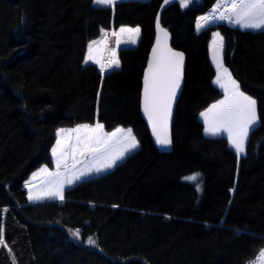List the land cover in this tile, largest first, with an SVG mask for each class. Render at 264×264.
<instances>
[{
  "label": "trees",
  "instance_id": "1",
  "mask_svg": "<svg viewBox=\"0 0 264 264\" xmlns=\"http://www.w3.org/2000/svg\"><path fill=\"white\" fill-rule=\"evenodd\" d=\"M162 3L120 2L113 13L93 0H0V231L8 246L0 264H249L264 249V30L216 23L198 33L197 19L217 0L164 12L161 25L186 70L173 151L162 154L141 117ZM120 26L141 28L137 46L119 50L121 67L100 75L85 66L87 44ZM215 31L224 36L225 65L258 102L259 125L239 161L198 120L221 98L209 54ZM98 93L105 130L132 128L139 150L66 191L63 203L31 204L24 185L42 166L53 168L55 132L94 125Z\"/></svg>",
  "mask_w": 264,
  "mask_h": 264
},
{
  "label": "snow or ice",
  "instance_id": "2",
  "mask_svg": "<svg viewBox=\"0 0 264 264\" xmlns=\"http://www.w3.org/2000/svg\"><path fill=\"white\" fill-rule=\"evenodd\" d=\"M95 5L106 6L113 13L117 0H93ZM167 5L170 0H163ZM192 0H180L182 7L187 8ZM216 23H227L242 30H264V0H217L208 14L201 15L196 21V31L210 27ZM155 44L143 77L142 111L151 127L156 144L161 149L172 147L171 121L173 106L181 91L184 81L185 55L169 46L170 33L162 27L160 17L155 20ZM103 39L92 40L87 44V53L83 59L85 66L91 62L99 68L103 75L112 69H119L121 61L118 49L121 43L136 44L141 35V28L120 26L112 30L116 37V48L108 49L109 32L101 30ZM107 51L106 60L101 56ZM225 40L219 31L212 33L210 51L212 64L215 67L213 83L222 90L224 98L213 103L206 111L200 113L204 121V132L208 136L227 134V141L235 151L237 160L246 156V146L251 131L259 123L258 102L241 90L240 83L224 62ZM102 87V82H101ZM99 93L97 94L95 124H79L73 128H59L55 132V143L51 147V158L55 162L56 171L51 172L43 167L24 185L28 189L27 199L31 203L45 200L65 201V187L73 186L83 179L100 175L117 167L127 155L139 149L140 142L132 128L116 127L113 131H105L99 121ZM46 179L41 184H34L37 176ZM195 180L196 175L185 177ZM199 191V188L197 189ZM234 191V190H233ZM115 207V205H114ZM4 212L8 210L3 209ZM70 235L79 240V229H69ZM88 245L95 246L91 237ZM0 247L7 248L0 231ZM9 253L11 249L8 248ZM258 264H264V250L261 251Z\"/></svg>",
  "mask_w": 264,
  "mask_h": 264
},
{
  "label": "rangeland",
  "instance_id": "3",
  "mask_svg": "<svg viewBox=\"0 0 264 264\" xmlns=\"http://www.w3.org/2000/svg\"><path fill=\"white\" fill-rule=\"evenodd\" d=\"M127 1H143V2H148V1H150V0H117V3H120V2H127ZM193 1H197V0H193ZM96 6H98V5H96ZM100 7H106V6H100ZM119 30V29H118ZM118 30H116V31H118ZM112 31V30H111ZM111 31H107V32H109V36L107 37V40H108V49H114V48H116V37L115 36H112L110 33H111ZM104 37H103V33L101 34V36H100V38L99 39H97V40H101V39H103ZM139 40H140V38H139ZM139 43V41L136 43V44H125V43H121V45H120V48L118 49V52H119V50L120 49H122V48H134V47H136L137 46V44ZM210 44H211V42H210ZM101 56L106 60V58H107V51L105 50V51H102L101 53ZM209 54H210V58H211V51H210V47H209ZM211 62H212V60H211ZM91 63V62H90ZM89 63V64H90ZM92 64V63H91ZM97 66V65H96ZM98 67V66H97ZM213 67H214V65H213ZM99 69V68H98ZM114 70H116V69H112V70H110L109 72H112V71H114ZM214 70H215V67H214ZM106 73H108V72H106ZM215 79V78H214ZM214 81V80H213ZM213 85H214V87L215 88H217L219 91H220V93H221V98L219 99V100H221V99H223L224 98V96H223V92H222V90L221 89H219L214 83H213ZM217 102V101H216ZM216 102H214V103H216ZM207 110V109H206ZM206 110H204V111H206ZM199 121L203 124V126H204V121H203V118L200 116V114H199ZM95 124V123H94ZM258 125H259V123H258ZM258 125L256 126V128L258 127ZM255 128V129H256ZM65 129H70V128H65ZM106 131V130H105ZM108 132H111V131H108ZM252 132L253 131H251L250 132V135L252 134ZM204 135H205V137H207V138H211V139H220V138H223V139H226L227 140V134L226 133H224V134H222V135H220V136H216V137H213V136H208V135H206L205 134V132H204ZM250 135H249V138H250ZM248 141H249V139H248ZM228 142V141H227ZM247 145H248V142H247ZM228 146H229V148L230 149H232L231 148V146L229 145V143H228ZM246 149H247V146H246ZM139 149H137V150H135L134 152H132V153H130L129 155H127L126 157H125V159L126 158H128L129 156H131V155H133V154H135L137 151H138ZM233 151H234V149H232ZM235 152V151H234ZM243 157H245V156H243ZM243 157H241V158H243ZM124 159V160H125ZM123 160V161H124ZM123 161H121V162H119L118 163V165H120ZM52 162H53V168L52 169H50V168H48L47 166H42L41 168H43V167H47L48 169H49V171H51V172H55L56 171V167H55V162H54V160L52 159ZM117 165V166H118ZM40 168V169H41ZM40 169L39 170H37L36 172H34L32 175H31V177L29 178V180H31L32 179V177H33V175L35 174V173H37V172H39L40 171ZM115 169V168H114ZM114 169H112V170H110V171H108V172H105V173H101L100 175H93V176H90V177H87V178H85V179H83L82 181H79V182H77L75 185H73V186H66L65 187V192L67 191V190H70V189H72V188H74L75 186H77V185H79L80 183H82V182H85V181H88V180H91V179H94V178H98V177H101V176H104V175H106V174H109L110 172H112ZM46 179V177L45 176H43V175H40V176H37L36 177V179H35V181H33V183L34 184H41L44 180ZM29 180H27V181H29ZM26 181V182H27ZM26 190H27V193H28V189L27 188H25ZM46 201H58V200H45V201H41V202H46ZM31 203V202H30ZM31 204H35V203H31ZM264 250V249H263ZM261 253V252H260ZM259 256H260V254L257 256V258L254 260V261H252L251 263H249V264H258V262H259Z\"/></svg>",
  "mask_w": 264,
  "mask_h": 264
},
{
  "label": "water",
  "instance_id": "4",
  "mask_svg": "<svg viewBox=\"0 0 264 264\" xmlns=\"http://www.w3.org/2000/svg\"><path fill=\"white\" fill-rule=\"evenodd\" d=\"M179 3H180V0H170V2H169L167 5H165L164 2H163L162 5H161V7H160V9H159L158 15H157V16L160 17V22H161V17H162V15L164 14V12H165L167 9H169L170 7H172L173 5H175V4H179ZM168 32H169V31H168ZM170 37H171V35H170ZM154 44H155V42H154ZM153 46H154V45H153ZM169 46L172 47V38H170V40H169ZM172 48H173V47H172ZM173 49H174V48H173ZM151 50H152V49H151ZM174 50H176V49H174ZM176 51H178V50H176ZM150 57H151V51H150V54H149V58H148V60L150 59ZM147 63H148V61H147ZM146 69H147V65H146V68H145V70H144V73H145ZM185 70H186V57H185V64H184V81H183V83H182V85H181V91H180V93H179L178 96H177V102H176V104L173 106L172 121H171V135H172V140H173V124H174L175 112H176V108H177L178 102H179V100H180V98H181V96H182V94H183L184 85H185ZM143 77H144V75H143ZM142 94H143V85H142V92H141V102H142ZM141 117H142L143 121L145 122V125H146V127H147V129H148V131H149V134H150V137H151L152 143H153L154 147L157 149V151H158L159 153H162V154H170V153H172V151H173V144H172V147H171V148H168V149H161V148L156 144V142H155V138H154L153 135H152L151 127H150V125L148 124V120H147V118H146V117L144 116V114H143V111H142V105H141Z\"/></svg>",
  "mask_w": 264,
  "mask_h": 264
}]
</instances>
